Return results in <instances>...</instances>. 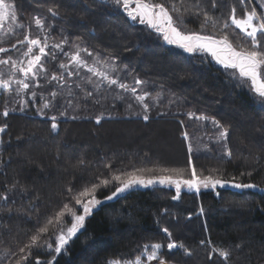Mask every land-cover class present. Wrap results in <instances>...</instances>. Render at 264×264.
I'll return each instance as SVG.
<instances>
[{
	"label": "trees",
	"instance_id": "obj_1",
	"mask_svg": "<svg viewBox=\"0 0 264 264\" xmlns=\"http://www.w3.org/2000/svg\"><path fill=\"white\" fill-rule=\"evenodd\" d=\"M9 1L17 23L24 25L18 27L19 39L27 33L35 38L46 35L54 44L64 37L67 40L60 49H48L50 54L43 58L47 76L63 73L64 84L52 81L50 86L39 77L34 99L25 98L26 94L18 96L14 87L0 92V127L5 128L0 132V194L7 197L0 199V264H14L18 256L12 253L28 243L36 230L84 187L137 169H150L143 173L146 178L180 172L182 179H190L189 158L198 176L213 175L258 187L236 190L210 186L197 192L181 186L178 193L174 183L139 185L115 199H105L119 186L114 181L98 189L96 198L101 202L61 253L54 251L55 235L43 237L53 243V249L33 248L26 264H36L37 258L41 264L49 260L52 264H106L109 259L123 264L137 258L141 264H159V260H147L151 248L144 246L152 243L162 245L160 254L167 264H264V103L247 85L237 87L234 70L168 44L154 29L129 19L111 0ZM171 2L180 9L171 13L173 18L182 15L184 19L180 30L223 35L211 25L206 31L201 29L203 15L193 14L197 0ZM198 6L221 23L233 7L238 17L245 11L240 0H218L215 9L211 0H200ZM35 17L46 22L47 31L37 28ZM227 32L235 45L244 43L231 24ZM75 47L87 49L93 56L99 54L101 60L114 58L117 68L123 70V82L149 92L147 102L154 105L149 119L143 118V108L131 94L117 86L104 83L96 90L81 80V74L69 85L68 70L58 66L68 61L62 52ZM14 49L24 52L27 45L18 44ZM134 77L144 83L134 84ZM52 91L58 93L55 100L49 98L56 106L37 114L43 104L39 93L50 96ZM87 91L94 95L86 96ZM24 98L29 100L21 111L20 100ZM5 106L10 110L7 117L2 114ZM188 112L194 115L190 117ZM202 113L220 125L199 118ZM52 116L57 117L55 130L51 128ZM73 116L80 118L74 120ZM96 116H100L99 123ZM224 129L229 135L221 139L219 133ZM183 132L188 133L187 140ZM158 140L173 142L179 155L167 157L158 152ZM16 182L17 187L9 191ZM75 207L83 214L81 206ZM70 224L71 217L66 216L65 225ZM170 240L182 243L191 254L183 249L169 250ZM213 247L228 249L230 258L224 261L213 253L210 260L208 253Z\"/></svg>",
	"mask_w": 264,
	"mask_h": 264
},
{
	"label": "snow or ice",
	"instance_id": "obj_2",
	"mask_svg": "<svg viewBox=\"0 0 264 264\" xmlns=\"http://www.w3.org/2000/svg\"><path fill=\"white\" fill-rule=\"evenodd\" d=\"M112 5L118 10H122L126 16L133 20L138 21L140 24H146L149 28L154 29L157 33L162 35L163 40L168 44L176 45L182 48L184 51L193 53L197 51H204L211 54L212 58L217 61V63L224 66L225 69H233V77L237 79V87L248 86L250 91H253L261 98V103H264V0H240V4L245 7V11L242 17H238L236 14V8L231 9L230 15L223 20L221 23L219 18L213 17L209 14L206 8L199 7L200 0H197L194 15H203V22L201 24V29L206 31L208 26L211 25L212 28L218 29L223 35L217 37L215 34L204 35L201 32H185L180 30V25L184 23L183 16H177L176 19L173 18L171 13L179 12L180 9L176 7L171 0L166 2H156V0H111ZM218 0H211V7L215 9L217 7ZM257 6L248 7V5ZM52 14L58 15L52 9H49ZM185 11H189L185 9ZM13 23L17 22V14L14 10V5L6 3L5 0H0V27H3L7 21ZM239 30L242 35L244 43L235 45L230 38V34L227 29L230 24ZM34 23L41 31H47L45 27V21L42 18L35 17ZM17 27L23 28V24H17ZM50 27V26H49ZM67 37L61 39L59 43L49 44V37L45 36L43 41L40 38L32 39L29 34L25 33L23 39H17L14 44L11 45L15 48L18 44H26L27 50L23 53L26 60L12 59L9 56L7 59H0V65H10L13 72L19 71L23 73V78L14 79L12 75H9L7 79L0 78V87L8 88L10 84L18 85L16 91L18 93L29 90L30 95L35 97L38 95L36 91H32L31 88L36 85H31L28 82L30 79L37 77H44L48 84L51 86L52 81H56L57 84H64L65 78L64 74L59 75L56 72L49 77L47 76V70L45 69L43 58H46L50 52L46 49H60L61 45L65 43ZM39 49L38 53H33V48ZM7 49L0 47V53H6ZM86 53L88 57H92L94 63L89 64L88 61L81 55V53ZM52 59L55 60V53L52 52ZM62 55L68 58L67 64L63 61L59 64V69L66 70L69 65L75 68H86L91 76L84 79L85 84H91L96 90H99L101 85L106 83L107 85L117 86L118 88L124 90L131 94V98L135 100L143 108V118L145 120L149 119V111L154 105H150L147 100L151 99V94L147 91H138L136 87L130 86L128 83L123 82V78L120 76L122 69H118L114 58H109L101 60L98 58L99 54L93 56V53L89 52L87 49H80L75 47L74 51L62 52ZM238 73V76H237ZM68 76L78 75L77 72L67 71ZM93 77L96 80H93ZM134 84L140 85L144 82L138 77H134ZM250 82V84H249ZM76 87H81L78 83ZM57 92L52 91L50 93L51 100H55L57 97ZM40 98L44 101L40 110L37 114L43 115V109L49 108L51 105V100L44 99V93H39ZM94 93L92 91H87L86 96L92 97ZM120 99V97H117ZM98 102V101H97ZM24 100H20V110H23ZM71 103V101H69ZM128 107L131 108L132 104L129 103ZM15 110V109H12ZM9 108L4 107L2 114L7 117L9 115ZM135 114V113H133ZM160 115H166L167 113H158ZM60 115H65L61 113ZM191 117L194 115L192 112H188ZM80 117L73 116L72 119H79ZM201 119H211L212 123L215 125H220V122L215 120L214 117L209 118L203 113L199 117ZM51 128L55 130L57 128L56 119L57 117L52 116ZM97 123L100 121V116L95 117ZM183 124V122H181ZM222 127V125L220 126ZM5 130L4 127H0V132ZM185 140L188 139V133H182ZM229 135L227 129L220 131L219 137L221 139L226 138ZM191 145H189V151H191ZM226 155L230 156L231 153L226 150ZM83 161H81V164ZM189 166L191 167V178L182 179V174L177 172L176 177L172 175H160V176H150L145 177L143 173L144 169H137L131 172H122L118 175H113L111 179L104 178L101 179L99 184H92L91 187H84L83 190L79 191L77 194L70 196L69 202L64 203L62 208L55 213L54 217L50 219L47 224L43 227H39L36 232L29 238L28 243L23 247L18 249V252H13L12 256L17 257L14 264H26L28 261L31 251L33 248L47 247L48 249H53V243L49 242V239H44L43 237H50L55 235L54 241V251L56 253H61L64 250L65 245L68 243L69 239L73 237L84 225L85 217L88 216L92 209L99 204L101 201L96 198L98 189L102 187H108L114 181L119 183V186L115 187V191L111 192V195L106 196L105 199H112L119 193H122L128 189L133 188L136 185H151L153 183L159 182L161 184L174 183L177 187V192L179 193L180 185H186L189 188H195L199 190L200 186L205 188L213 187L216 185L223 186L224 184L230 183V181L220 179L213 175L198 176L195 167H192V160L189 158ZM110 167V165H106ZM168 171V170H164ZM243 175V174H242ZM250 175V174H249ZM18 182L13 183L11 188L15 189ZM237 188H255L258 187L256 184L251 183H234ZM68 191L71 193L72 189L69 188ZM177 197H173L176 199ZM0 199H7L6 196L0 194ZM74 201V203H73ZM76 205H79L83 209V214H78ZM203 209H201V212ZM71 217L70 226L65 225V217ZM163 232L167 233L169 238H171V233L168 232L167 228L163 229ZM203 245L205 241H200ZM211 243L210 241L208 242ZM147 250L151 248L150 253L147 254L148 261L159 260V264H167L164 257L160 254V249L162 245L160 243H152L151 245H145ZM236 247H240L237 245ZM169 250L172 249H183L185 254L190 255V250L185 247L182 243H176L171 241L167 244ZM213 253H218L224 261L230 258V251L228 249L213 247L211 252L208 253L209 259L213 258ZM55 257H53V260ZM36 264H41L39 258H37ZM46 264H52V260L46 262ZM106 264H121L119 259H109ZM123 264H141L140 258L133 261H124Z\"/></svg>",
	"mask_w": 264,
	"mask_h": 264
},
{
	"label": "rangeland",
	"instance_id": "obj_3",
	"mask_svg": "<svg viewBox=\"0 0 264 264\" xmlns=\"http://www.w3.org/2000/svg\"><path fill=\"white\" fill-rule=\"evenodd\" d=\"M5 2L6 3H9V4H11V2L9 1V0H5ZM252 6H257V5H255V4H253V5H248V7L250 8V7H252ZM243 8H245L244 6H243ZM257 10L258 11H262L261 9H259V7L257 6ZM17 22L16 23H13V22H11L10 20L9 21H7L5 24H4V26L3 27H0V47H4V48H6L7 49V52L6 53H0V59H7L9 56H11L12 57V59H14V60H17L18 62H20L21 60H26V58L23 56V53L26 51H24V52H18L17 51V49H14V48H12L11 47V45L12 44H14L15 42H16V40L17 39H19L20 38V36H19V33H18V31H19V28L17 27ZM37 33H39L40 34V36H42V33L41 32H37ZM46 35H43V37H45ZM30 38H32V39H35V36H32V37H30ZM37 38H39V37H37ZM41 39V41H43V39L44 38H40ZM49 44L51 45V44H54L53 43V41H52V39H50L49 40ZM17 46V45H16ZM38 51H39V49L38 48H36V47H34L33 48V53H38ZM46 51H48V49H46ZM194 53H196V54H201V55H204V56H206L212 63H214L215 65H217V66H221V67H224L223 65H221V64H219V63H217V61L215 60V59H213L212 58V56H211V54L210 53H208V52H204V51H197V52H194ZM81 55H82V53H81ZM87 61H88V63L89 64H92V63H94V60H92V61H90L89 59H88V56L87 55H82ZM91 59V58H90ZM68 71H73V72H77L79 75L81 74V80H83L84 81V79L85 78H87L88 76H91V73H89L88 71H87V69L86 68H75L74 66H72V65H69L68 66V69H67ZM9 75H12L13 76V78L14 79H21V78H23V73H20L19 71H15V72H13L12 70H11V67H10V65H0V78H4V79H7L8 78V76ZM76 75H72V76H70V80H71V82L72 83H70L69 85H73V83H74V77H75ZM38 78L39 77H37V78H34V79H30L28 82L30 83V86L31 85H36L35 87H32L31 88V90L32 91H36L38 88ZM93 80L95 81L96 80V78L95 77H93ZM90 86H93V85H91V84H89ZM12 87H14L15 89H17V87H18V85H16V84H10V86L8 87V88H2V87H0V92L2 91V90H6V89H10V88H12ZM70 87V86H69ZM40 91V90H39ZM16 94L19 96V95H23V94H26V96H25V98L26 97H29L30 99H34V97L33 96H31L30 95V92H29V90H25L24 92H20V93H18L17 91H16ZM46 96H48V97H46ZM44 97H46L48 100H50L51 99V97L49 96V95H44ZM23 99L24 100V105H26V103L28 102V100L29 99ZM50 98V99H49ZM53 101V100H52ZM43 103H44V101H43ZM43 105V104H42ZM52 105V104H51ZM54 106H56V105H52V106H50L49 108H46L47 110H50V109H53V107ZM42 107V106H41ZM44 110V109H43ZM165 140H163V141H161L160 140V142H159V140H158V142H156V150L158 151V152H160V153H162L164 156H167V157H171V156H177V155H179V153L175 150V148L177 147L175 144H173V142L172 143H163ZM166 146V147H165ZM178 158V157H177ZM180 158V157H179ZM171 175V174H170ZM174 178L176 177V176H173ZM234 183H239V182H230V183H227V184H224L223 186H221V185H216V187H218V188H228V189H236V190H240V189H256L257 187H255V188H237V187H235L234 186ZM165 184H167V183H165ZM165 184H161V183H159V182H156V183H153V184H151V185H146L147 187H152V186H155V185H165ZM170 184H172V183H170ZM137 186H139V185H136V186H134V188L135 187H137ZM203 188H205V187H203V186H200L199 187V190H196L197 192H199L201 189H203ZM132 189V188H131ZM182 189L183 190H190L191 188H189L188 186H186V185H183L182 184ZM125 192V191H124ZM124 192H122V193H124ZM122 193H119L117 196H115V197H113L112 199H115L116 197H118L119 195H121ZM112 199H110V200H112ZM109 200V199H108Z\"/></svg>",
	"mask_w": 264,
	"mask_h": 264
},
{
	"label": "water",
	"instance_id": "obj_4",
	"mask_svg": "<svg viewBox=\"0 0 264 264\" xmlns=\"http://www.w3.org/2000/svg\"><path fill=\"white\" fill-rule=\"evenodd\" d=\"M142 186H144V185H142ZM181 186H182V184L180 185V188H181ZM176 188H177V187H176ZM191 190H192V191H196L195 188H191Z\"/></svg>",
	"mask_w": 264,
	"mask_h": 264
}]
</instances>
